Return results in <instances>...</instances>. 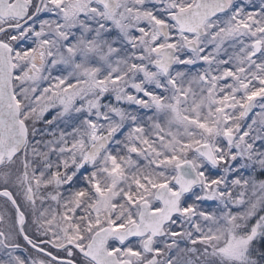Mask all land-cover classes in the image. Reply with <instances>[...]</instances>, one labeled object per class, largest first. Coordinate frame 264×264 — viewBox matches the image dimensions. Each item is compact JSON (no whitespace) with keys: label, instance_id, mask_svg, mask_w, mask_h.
<instances>
[{"label":"snow or ice","instance_id":"snow-or-ice-1","mask_svg":"<svg viewBox=\"0 0 264 264\" xmlns=\"http://www.w3.org/2000/svg\"><path fill=\"white\" fill-rule=\"evenodd\" d=\"M0 264H264V0H0Z\"/></svg>","mask_w":264,"mask_h":264}]
</instances>
